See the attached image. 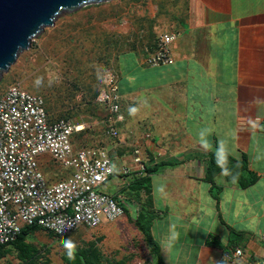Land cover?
Listing matches in <instances>:
<instances>
[{
  "label": "crops",
  "instance_id": "0c3cea01",
  "mask_svg": "<svg viewBox=\"0 0 264 264\" xmlns=\"http://www.w3.org/2000/svg\"><path fill=\"white\" fill-rule=\"evenodd\" d=\"M176 4L165 31L178 34L171 44L174 63L149 68L126 54L135 59L138 72L128 71L118 91L122 109L135 110V125L127 127L123 118L118 138L104 148L115 171L107 184L116 189L111 193L104 185L100 190L116 196L125 187L122 169L138 171L135 149L146 166L173 160L177 164L151 177L155 207L164 212L151 234L164 263L220 264L225 257L230 264L264 262L259 240L264 232V0ZM149 97L152 111L141 115ZM210 156L242 163L256 181L242 189L221 173L215 178L216 200L204 181ZM134 211L129 206L130 217ZM235 249L242 250L240 258L234 257Z\"/></svg>",
  "mask_w": 264,
  "mask_h": 264
},
{
  "label": "rangeland",
  "instance_id": "374dc122",
  "mask_svg": "<svg viewBox=\"0 0 264 264\" xmlns=\"http://www.w3.org/2000/svg\"><path fill=\"white\" fill-rule=\"evenodd\" d=\"M180 1L111 0L56 18L54 25L34 38L30 47L21 52L15 63L2 74L0 95L10 85L19 84L28 93L43 99L51 119H65L84 126L82 134L70 138L73 149L105 150L116 141L106 134L102 125L106 109L96 102L97 93L105 89L106 75H112L118 87L119 82L124 87L128 71L133 76L138 72L135 59L126 54H135L144 62L159 34L169 30L171 12ZM138 101L144 100L139 97ZM144 103L148 104L140 109L141 115L145 110L152 111V98ZM120 106L127 127L134 128L135 110L128 113L122 109V104ZM122 123L118 125V132L124 127ZM37 162L48 187L69 174L47 156L38 157ZM154 185V196L158 198V185ZM115 187L113 182L106 183L103 190L108 188L114 193ZM121 197L128 204L125 208H136L125 196ZM79 233L80 237L69 239L72 245L87 248L89 243L99 240L100 254L112 263L152 264L141 234L125 214L112 223L102 221L97 228ZM32 243L48 251V264H64L65 250L57 240L37 233ZM0 264L19 262L10 253Z\"/></svg>",
  "mask_w": 264,
  "mask_h": 264
},
{
  "label": "built area",
  "instance_id": "2783aa9c",
  "mask_svg": "<svg viewBox=\"0 0 264 264\" xmlns=\"http://www.w3.org/2000/svg\"><path fill=\"white\" fill-rule=\"evenodd\" d=\"M177 37L176 32L160 33L144 65H172L171 44ZM120 99L116 79L106 75L105 89L96 102L106 109L102 125L111 139L118 138V125L123 122ZM83 130V125L69 120L49 122L43 99L19 84L10 85L0 95V246L14 242L23 226L34 225L63 238L124 216L123 207L113 196L100 190L115 173L108 152L73 149L71 145V136ZM40 156L67 169V177L46 186L37 162ZM134 163L136 173H141L144 164L138 149L134 151ZM122 173L130 174L126 168ZM259 240L264 246V232ZM233 254L240 258L242 250L235 249ZM220 264H230L229 258Z\"/></svg>",
  "mask_w": 264,
  "mask_h": 264
},
{
  "label": "trees",
  "instance_id": "16d2710c",
  "mask_svg": "<svg viewBox=\"0 0 264 264\" xmlns=\"http://www.w3.org/2000/svg\"><path fill=\"white\" fill-rule=\"evenodd\" d=\"M154 49L155 44L152 52ZM98 94L99 92L97 93L96 97ZM44 108L46 111L45 106ZM47 115L49 114L47 113ZM48 120L49 122H55L57 120L65 119L53 120L49 116ZM82 132L77 133L76 135H80ZM234 162L235 160L228 156L223 161L216 160L215 157L210 156L209 161L206 164L204 181L210 184L211 191L214 193L213 197L216 200L218 199L217 191L219 190V187L215 184V178L221 173L223 174L225 181L235 184L242 189L247 188L256 181V176L247 171L246 167L242 165V163L235 164ZM175 164H177L175 161L167 160L147 166L144 165L143 171L141 173L138 174L133 172L129 175H125L124 177L128 178L127 184L121 189L120 192L117 193L116 196H113V199L123 207L124 214L132 221V224L136 230L141 234L143 242L145 243V246L148 249L149 255L151 257L152 264L165 263L160 256L159 244L154 240L151 234L153 222L159 217V214L164 213L159 212L155 207L152 194L151 177L158 173L161 168L171 167ZM114 176L115 175L113 174L112 177ZM119 196H125L131 203L136 205V208H134L135 211L133 217L129 216L128 209L123 206V204L126 203V200H119ZM79 231L83 232V230ZM79 231L67 237L55 238L52 234L44 232L37 226H23L14 242L0 246V261L10 253H13L19 264H40L42 261L43 264L50 263L46 255L48 254V251L44 248H37L32 243V239L35 234L43 233L48 238L57 240L64 247V264H124L123 262L112 263L104 259L97 247L99 240L89 243L87 248L72 245L69 239L71 237H80L81 234ZM230 233L233 238H235V241H238V239L241 237V234L238 232L230 231ZM207 244L211 245V243Z\"/></svg>",
  "mask_w": 264,
  "mask_h": 264
},
{
  "label": "water",
  "instance_id": "95a60500",
  "mask_svg": "<svg viewBox=\"0 0 264 264\" xmlns=\"http://www.w3.org/2000/svg\"><path fill=\"white\" fill-rule=\"evenodd\" d=\"M111 0H0V82L31 41L56 18ZM260 264H264L261 262Z\"/></svg>",
  "mask_w": 264,
  "mask_h": 264
}]
</instances>
